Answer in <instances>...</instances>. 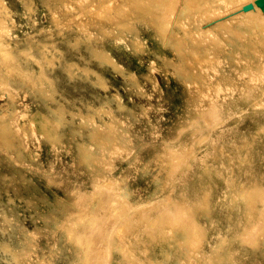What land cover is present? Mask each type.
Returning <instances> with one entry per match:
<instances>
[{
    "label": "rangeland",
    "instance_id": "obj_1",
    "mask_svg": "<svg viewBox=\"0 0 264 264\" xmlns=\"http://www.w3.org/2000/svg\"><path fill=\"white\" fill-rule=\"evenodd\" d=\"M170 2L0 0V264H264V25Z\"/></svg>",
    "mask_w": 264,
    "mask_h": 264
},
{
    "label": "bare ground",
    "instance_id": "obj_2",
    "mask_svg": "<svg viewBox=\"0 0 264 264\" xmlns=\"http://www.w3.org/2000/svg\"><path fill=\"white\" fill-rule=\"evenodd\" d=\"M167 1H168V0H167ZM172 1H174V0H171L170 3L173 5V2H172ZM214 1H215V0H214ZM224 1H227L226 9H224V11L222 10V14H219V15L217 16L218 19H216L215 21L210 22V23H214V22H215V23H218V22H220L221 20H224V19H226V18H227V20H228V19H232V20H233L234 18L237 17L238 14H241V18L249 19V20L251 21V23H259V24H263V25H264V10H262L259 6L256 5L255 0H224ZM175 3H176V1H175ZM176 4H177V3H176ZM176 4H175V5H176ZM168 5H169V2H168ZM191 5H192V2H191ZM169 6H170V5H169ZM176 6H177V5H176ZM170 8H171V7H170ZM172 8H173V6H172ZM200 8H201V7H200ZM173 9H174V8H173ZM176 9H177V8H175V10H176ZM171 11H172V10H170V12H171ZM168 12H169V9H168ZM175 13H176V12H175ZM165 14L167 15V11L165 12ZM208 14H209V13H208ZM208 14H207V15H208ZM171 15H172V14H171ZM163 16H164V15H163ZM168 16H170V15L168 14ZM168 16L166 17V19L168 20V22L166 21L165 18H163V22H164V19H165L166 23H169V20H170L171 18H169ZM164 17H165V16H164ZM171 17H172V16H171ZM173 19H174V18H173ZM221 25H222V24H221ZM259 26H260V25H259ZM259 26H258V27H259ZM163 27H164L163 29L165 30V26H163ZM169 29H170V27H169ZM161 31H162V28H161ZM204 35H206V34H204ZM165 37H166V36H165ZM209 37L212 38L211 35H210ZM213 39H214V38H213ZM211 40H212V39H211ZM205 41H206V40H205ZM263 43H264V42H263ZM263 43H261V45H262ZM258 44H259V43H258ZM251 45H252V44H251ZM254 46H255V45H254ZM255 50H256V49H255ZM263 55H264V54H263ZM214 110H216V109H214ZM208 113H209V112H208ZM212 115H213V114L210 115V116H211V117H210L211 119L213 118ZM208 117H209V115H208ZM205 118H206V114H205V117H204L203 119H205ZM214 118H215V116H214ZM214 118H213V119H214ZM208 120H209V118H208ZM208 120H207V122H205V123H208ZM210 121H211V120H210ZM210 121H209V122H210ZM203 122H204V121H203ZM208 125H209V124H208ZM199 140H200V139H199ZM190 147H191V146H190ZM191 149H192V148H191ZM118 151H119V150H118ZM187 151H188V150H187ZM184 154L186 155V154H188V153L185 152ZM173 155H174V154H173ZM175 156H176V155H175ZM175 156H174V158H175ZM182 156H183V155H182ZM172 157H173V156H172ZM179 157H181V156H179ZM169 158H170V157H169ZM171 161H173V160L171 159ZM183 161H184V160H183ZM168 162H169V161H168ZM181 162H182V161H181ZM173 163H176V161L173 162ZM178 163H179V162H178ZM170 164H172V162H171ZM173 168H174V166L172 167V170H173ZM175 169H176V168H174V170H175ZM169 172H170V171H169ZM170 173H171V172H170ZM170 173H168V174L171 175L172 173H171V174H170ZM103 179H104V178H103ZM102 185H104V184H102ZM93 186H94V185H93ZM97 186H98V184H97ZM164 186H165V185H164ZM164 186H163V187H164ZM99 187H101V186H99ZM106 187L108 188L107 185L105 186V188H106ZM101 188H102V187H101ZM107 188H106V189H103V188H102V190H104V191L106 192V191H107ZM110 188H111V187H110ZM100 190H101V189H99V191H100ZM110 190H113V189H109L108 191H110ZM96 191H97V190H96ZM96 191H95V192H96ZM99 191H98V192H99ZM108 191L106 192L107 194H109ZM115 191H116V190H115ZM115 191H114V192H115ZM102 193H103V192H102ZM102 193H101V194H102ZM116 193H117V192H116ZM116 193H114V194H116ZM95 194H96V193H95ZM101 194H100V196L105 195V193H104L103 195H101ZM107 194H106V195H107ZM110 194H112V193H110ZM87 195H88V194H87ZM97 195L99 196V193H97L96 196H97ZM106 195H105V197H106ZM88 196H89V195H88ZM94 196H95V195H94ZM109 196H110V195H109ZM114 196H115V195H114ZM166 196H167V195H166ZM89 197H90V196H89ZM105 197L103 196V198H101V199H102L103 201H105V202L108 201V202L106 203V204H108V203L112 200V198H111V197H108V198H111V199H110V200H107V199L104 200ZM118 197H119V196H118ZM93 198H94V197H93ZM166 198H167V197H166ZM86 199H87V197H86ZM101 199H99V200H101ZM118 199H119V198H118ZM122 200L124 201V199H122ZM160 200H162V199H160ZM263 200H264V199H263ZM80 201L82 202V199H81ZM83 201H84V197H83ZM116 201L118 202L119 200L116 199ZM90 202H91V201H90ZM100 202H101V201L98 202L99 205H100ZM120 202H121V203H120ZM160 202H161V201H160ZM162 202H163V200H162ZM165 202H166V201H165ZM262 202H264V201H262ZM103 203H104V202H103ZM115 203H116V202H115ZM115 203H114V204H115ZM122 203H123V202L120 200L118 204H122ZM114 204H113V206L115 207L116 204H115V205H114ZM154 204H156V203H154ZM174 204H175V203H174ZM174 204H173L172 206H175ZM80 205H81V203H80ZM82 205H83V204H82ZM101 205H103V204H101ZM108 205H109V204H108ZM164 205H165V203H164ZM87 206H89V205H87ZM96 206H97V205H96ZM96 206H95V208H96ZM103 206H105V205H103ZM110 206H111V205H110ZM113 206L110 207V208H109V206H108V208H109V209L113 208L112 210H114V207H113ZM119 206H120V205H119ZM126 206H127V205H126ZM147 206H148V205H147ZM147 206H145V207H147ZM97 207H98V206H97ZM150 207H151V204H150ZM165 207H166V206H165ZM165 207H164L163 209H165ZM181 207H182V206H179L180 210L182 209ZM81 208H82V207H81ZM117 208H118V207H117ZM119 208H120V207H119ZM124 208H126V207L124 206ZM142 208H143V207H142ZM142 208H138L139 210L141 209L140 212L143 211ZM148 208H149V207H147V208H143V209L145 210V209H148ZM166 208H167V207H166ZM179 208H178V209H179ZM83 209H84V207H83ZM83 209H82V210H83ZM96 209H97V208H96ZM96 209H94V211H93L94 213H95V210H96ZM106 209H107V208H106ZM109 209H108V211L110 212ZM138 209H136L135 211H138ZM154 209H155V208H154ZM163 209H162V210H163ZM175 209H176V207H175ZM178 209H177V210H178ZM188 209H189V208H188ZM85 210H87V208H86ZM122 210H123V209H122ZM167 210H168V209H167ZM182 210H183V209H182ZM182 210H181V211L178 210V211H179V212H182ZM116 211H118V210L115 209V212H116ZM163 211H164V210H163ZM165 211H166V209H165ZM165 211H164V212H165ZM189 211H190V210H188V212H189ZM262 211L264 212L263 209H262ZM262 211L260 212L261 215L259 214V216H262V213H263ZM112 212L114 213V211H112ZM112 212H111V214H112ZM118 212H119V211H118ZM140 212H138V213H140ZM148 212H149V211H148ZM186 212H187V211H186ZM94 213H92V214H94ZM168 213H169V211H167V215L170 216V213H169V214H168ZM175 213H176V210H175ZM175 213H172V214H173V217H175V215L177 216V214H175ZM177 213H178V212H177ZM81 214H82V216L84 215L83 213H81ZM85 214H86V212H85ZM87 214H88V213H87ZM111 214H109L110 217L114 215V214H112V215H111ZM143 214H144V213H142V214L140 213L141 218H142ZM162 214H165V213L161 212V214H160V212H159V215H160V216H162ZM182 214H183V216H181V218H182V217H185V216H188V215H185V216H184V213H182ZM263 214H264V213H263ZM88 215H89V214H88ZM144 215H145V214H144ZM167 215H166V216H167ZM178 215H179V213H178ZM89 216H91V215H89ZM89 216H88V218H89ZM160 216H159V218H158V217H157V218H158V220L161 222V220L163 219V218H162L163 216L161 217L162 219H160ZM179 216H180V215H179ZM94 217H95V215H94ZM99 217H100V216H99ZM107 217H108L109 220H110V217H109V216H107ZM114 217H115V218H118V215L116 214V216H114ZM164 217H165V216H164ZM170 217H171V219H170L171 221L169 220L170 222H172L173 220L176 221L175 218L172 220V215H171ZM170 217H168V218H170ZM177 217H178V216H177ZM177 217H176V218H177ZM263 217H264V216H263ZM78 218H79V217H78ZM81 218H82V217H81ZM100 218H101V217H100ZM100 218H99V219H100ZM108 218H105V222L109 225V222L106 221V219H108ZM111 218H112V217H111ZM153 218H154V217H153ZM157 218H156V219H157ZM188 218L190 219V217H188ZM260 218H261V217H260ZM83 219H85V217H83ZM89 219H90V218H89ZM99 219H97V222H95V225L98 223ZM101 219H102V218H101ZM113 219H114V218H112V221H111V220H110V221L113 222V221H114ZM142 219H143V218H142ZM164 219H167V218H164ZM164 219H163V220H164ZM191 219H192V218H191ZM263 219H264V218H263ZM263 219H262V220H263ZM90 220H92V216H91V219H90ZM90 220H89V221H90ZM158 220L155 221V218H154V222H159ZM185 220L188 221V219H185ZM150 221H151V220H150ZM152 221H153V219H152ZM166 221H167V220H166ZM166 221H165L164 223H167ZM169 221H168V223L170 224ZM178 221H179V217H178L177 222H176L177 224L175 225V223H174V224H171V226H174V225L177 226V225H178ZM180 221H181V220H180ZM183 221H184V219H183ZM183 221H181L180 224H181ZM187 221H185L186 223L183 222V224L185 223L186 226H187ZM190 221H192V220H190ZM82 222H83V221H82ZM84 222H86V220H85ZM93 222H94V220H93ZM105 222H103V223H104V224H103L104 229H105V225H106ZM111 222H110V223H111ZM115 222H116V221H115ZM127 222H128V221H127ZM141 222H142V221H141ZM154 222H153V223H154ZM263 222H264V220H263ZM263 222H262V223H263ZM80 223H81V221H80ZM87 223H89V222H87ZM99 223H100V222H99ZM123 223H124V221H123ZM150 223H151V225L153 224L152 222H149V224H150ZM262 223H261V224H262ZM91 224H92V223H91ZM101 224H102V223H101ZM113 224H114V223H111L112 228H113ZM118 224L120 225V222H119ZM126 224H127V223H126ZM155 224H156V223H155ZM155 224H154V225H155ZM158 224H159V223H158ZM161 224H162V223H161ZM183 224H182V226H179V229H182V227L184 226ZM261 224H260V225H261ZM83 225L85 226V224H83ZM92 225H93V224H92ZM108 225H107V226H108ZM119 225H118V226H119ZM128 225H129V223H128ZM151 225H150V226H151ZM156 225H157V224H156ZM156 225H155V227H154V226H153V227H154V228H157ZM188 225H189V223H188ZM190 225L193 226V224H190ZM190 225H189V226H190ZM260 225H259V226H260ZM70 226H71V224H70ZM75 226H76V225H75ZM89 226H90V225H89ZM100 226L102 227V225H100ZM121 226H122V225H121ZM171 226H170V228H171ZM186 226H184V227H186ZM189 226H188V228H189ZM255 226H256V225H255ZM98 227H99V226H98V224H97V225H96V229H97ZM109 227H110V226H109ZM109 227H108V228H109ZM151 227H152V226H151ZM195 227H196V226H195ZM195 227H194V228H195ZM257 227H258V226H257ZM261 227H263V226L261 225V226L258 227V228L260 229ZM70 228H71V227H70ZM84 228H85V227H84ZM102 228H103V227H102ZM102 228L100 229V231H99V229H98V231H99V232H98V231L95 229V226H94V229H95L97 232L93 229V230H92V234H91V231H89L90 233L87 232V235H86V233H85L84 236L86 235L85 237H86V239H87V237H89L88 235H90V234L93 235V233H94V236H95L96 234H98V233L100 234ZM120 228H122V227H120ZM127 228H128V227H127ZM174 228H175V227H174ZM188 228L186 227V229H187L186 231H189L191 228L193 229V227H190L189 229H188ZM254 228H255V227H254ZM263 228H264V227H263ZM263 228H261L260 230H262ZM88 229H92V228L89 227ZM110 229H111V228H110ZM122 229H123V228H122ZM149 229H150V228H149ZM149 229H147L146 226H145L144 231L146 230V232H148L147 230H149ZM157 229H158V228H157ZM192 229H191V230H192ZM86 230H87V228H86ZM113 230L115 231V227L113 228ZM154 230H155V229H154ZM177 230H178V229H177ZM183 230H185V229H183ZM183 230H182V231H183ZM191 230H190V231H191ZM84 231H85V229H84ZM93 231H94V232H93ZM102 231H103L102 233L104 234V233H105V230H102ZM106 231L108 232L107 228H106ZM116 231L118 232V229H116ZM116 231H115V232H116ZM119 231H121V230L119 229ZM122 231H123V230H122ZM150 231H151V230H150ZM192 231H193V230H192ZM192 231H191V232H192ZM253 231L255 232V230H253ZM262 231L264 232V230H262ZM191 232H190V233H191ZM195 232H196V231H195ZM195 232H194V233H195ZM263 232H262V233H263ZM102 233H101V234H102ZM113 233H114V232H112V234H113ZM148 233H149V232H148ZM151 233H152V231H151ZM190 233H189V235H190ZM255 233H256V232H255ZM78 234L80 235V233H78ZM99 234H98V235H99ZM101 234H100V235H101ZM103 234H102V235H103ZM114 234H115V233H114ZM118 234H119V233H118ZM149 234H150V233H149ZM149 234H148V235H149ZM185 234H186V233H185ZM72 235H73V237H74V234H72ZM102 235H101V236H102ZM115 235H116V234H115ZM119 235H120V234H119ZM158 235H159V234H158ZM94 236H93V237H94ZM96 236H97V235H96ZM101 236H100L99 238H101ZM117 236H118V235H117ZM186 236H187V235H186ZM250 236H251V234H250ZM73 237H72V238H73ZM90 237H92V236H90ZM93 237H92V239L95 240L96 237H95V239H94ZM104 237H105V235H104ZM104 237H103V239H105ZM149 237H150V236H149ZM151 237H153V236H151ZM188 237H189V236H188ZM251 237L253 238V236H251ZM68 238H69V237H68ZM78 238H79V237H78ZM81 238H82V237H81ZM83 238H84V237H83ZM117 238H118V237H117ZM192 238H193V236H192ZM242 238H243V237H242ZM244 238H245V237H244ZM244 238H243V239H244ZM246 238H247V237H246ZM74 239L77 240L76 238H74ZM189 239H191V238L189 237L186 241H188ZM248 239H250V238H248ZM253 239H254V238H253ZM75 240H74V242H75ZM87 240H88V239H87ZM90 240H91V239H90ZM96 240H97L98 243L100 242V241H98V238H97ZM96 240H95V241H96ZM100 240H102V238H101ZM80 241H81V240H80ZM88 241H89V240H88ZM86 242H87V241H86ZM91 242H92V240H91ZM91 242H90V243H91ZM103 242H105V241H103ZM103 242H100V243H103ZM249 242H250V241H249ZM80 243H81V242H80ZM82 243L84 244V240H83V239H82ZM87 243H88V242H87ZM93 243H94V242H93ZM100 243H99V246L101 245V246H100L101 249L104 248V247L102 246V244H100ZM105 243H106V242H105ZM177 243H178V242H177ZM246 243H247V242H246ZM83 244H82V245H83ZM248 244H249V243H248ZM80 245H81V244H80ZM91 245H93L94 248H96V246L98 247V244H97V245H96V244H91ZM94 245H96V246H94ZM103 245L105 246L104 243H103ZM86 246H88V244H87ZM89 246H90V245H89ZM186 246L188 247V244H187ZM84 247H85V245H83L82 248H84ZM93 247H89V248L92 249ZM100 247H99V248H100ZM94 248H93V249H94ZM93 249H92V250H93ZM114 249H115V248H114ZM84 250H85V249H84ZM89 250H90V249H89ZM92 250H91V251H92ZM96 250H99V249L96 248ZM102 250H103V249H102ZM104 250H106V248H105ZM94 251H95V250H94ZM94 251H92V252H93L92 256H93V255L96 256V254L99 252V251H98V252L94 253ZM100 251H101V250H100ZM117 251H118V250H117ZM86 252H87V251H86ZM86 252L84 251V253H86ZM89 253H90V252H89ZM100 253H101V252H100ZM102 253H103V252H102ZM107 253H108V252H107ZM107 253H106V255H107ZM98 254H99V253H98ZM89 255H90V254H89ZM99 255H101L100 258H101V261H102V260L104 259V257H103L104 255H103V254H99ZM99 255L97 256V258H96L95 256H94V257H95L96 259H98V258H99ZM102 255H103V256H102ZM85 257H86V256H85ZM87 257H90V258H91V263H94V264H95V263L97 262V260H96L95 262H92L93 260H92V257H91V256H87ZM94 257H93V259H94ZM102 257H103V259H102ZM105 258H106V256H105ZM131 258H132V257H131ZM83 259H84V258H83ZM105 260L107 261V259H105ZM105 260H104V261H105ZM99 261H100V260H99ZM104 261H102V262H104ZM88 262H90V261L88 260ZM98 263H100V262H98ZM100 264H101V263H100ZM104 264H105V262H104Z\"/></svg>",
    "mask_w": 264,
    "mask_h": 264
},
{
    "label": "water",
    "instance_id": "obj_3",
    "mask_svg": "<svg viewBox=\"0 0 264 264\" xmlns=\"http://www.w3.org/2000/svg\"><path fill=\"white\" fill-rule=\"evenodd\" d=\"M257 6L264 10V0H255Z\"/></svg>",
    "mask_w": 264,
    "mask_h": 264
}]
</instances>
